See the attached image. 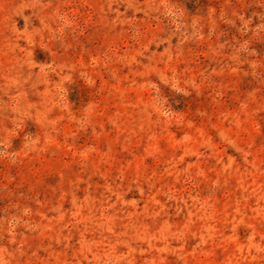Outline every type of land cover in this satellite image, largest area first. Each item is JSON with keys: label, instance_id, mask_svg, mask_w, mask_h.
I'll use <instances>...</instances> for the list:
<instances>
[{"label": "rangeland", "instance_id": "374dc122", "mask_svg": "<svg viewBox=\"0 0 264 264\" xmlns=\"http://www.w3.org/2000/svg\"><path fill=\"white\" fill-rule=\"evenodd\" d=\"M0 264H264V0H0Z\"/></svg>", "mask_w": 264, "mask_h": 264}]
</instances>
